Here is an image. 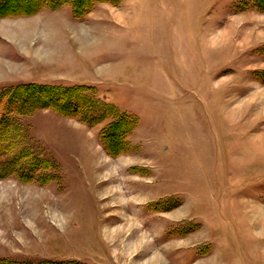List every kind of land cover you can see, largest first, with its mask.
Returning <instances> with one entry per match:
<instances>
[{"label":"rangeland","instance_id":"obj_1","mask_svg":"<svg viewBox=\"0 0 264 264\" xmlns=\"http://www.w3.org/2000/svg\"><path fill=\"white\" fill-rule=\"evenodd\" d=\"M41 1L0 8V264H264V0Z\"/></svg>","mask_w":264,"mask_h":264},{"label":"trees","instance_id":"obj_2","mask_svg":"<svg viewBox=\"0 0 264 264\" xmlns=\"http://www.w3.org/2000/svg\"><path fill=\"white\" fill-rule=\"evenodd\" d=\"M12 1H15V0H0V8L1 7H6V8H8V6H11V5H13L12 4ZM44 2H46V0H42L41 1V3H44ZM38 5H40V2H39V4ZM54 91H58V90H52L51 92H53V93H55ZM71 92V93H73V90H63L61 93H60V95L61 96H63V98L64 99H66V104H67V106L68 107H74V105H77V101L78 102H83V100H81V99H79V98H75V99H73V94H71V93H66V92ZM15 94L13 97H12V99L14 98L15 99V97H17V95H16V93H17V90H7V91H1L0 92V97H3L4 95L9 99L11 96H12V94ZM7 94V95H6ZM10 94V95H9ZM55 97L56 96H54V98H51L50 100L51 101H54V100H56L55 99ZM4 100L5 98H1L0 99V101L1 100ZM74 104V105H73ZM16 104H13L11 101L10 102H7V103H2V102H0V112L1 111H6L7 113H9L8 111H9V107H15V109H16ZM30 106H31V104H30ZM30 106H25L24 108H21V109H25L26 107H28L27 109H29L30 108ZM49 107L50 109H52L53 111H56V112H58V110L60 109L61 111L62 110H64V109H61V108H63V107H58V106H53L51 103L50 104H41V108H43V107ZM36 107V106H35ZM69 111H73V108H70V110ZM0 120H1V114H0ZM3 120V119H2ZM89 121H92V119H90ZM119 123V121L115 124V125H112V128H113V130L115 129L114 127H116L117 128V124ZM0 125H1V123H0ZM8 131V133H10V130H7ZM6 131V132H7ZM105 134H106V130L105 129H103V131H102V133L100 134V137H102V139H103V141L105 140ZM23 151H27V149H25L24 148V150ZM23 152L21 151L20 153H19V155H21ZM20 157V156H19ZM1 264H8V263H6V262H4V263H1Z\"/></svg>","mask_w":264,"mask_h":264},{"label":"bare ground","instance_id":"obj_3","mask_svg":"<svg viewBox=\"0 0 264 264\" xmlns=\"http://www.w3.org/2000/svg\"><path fill=\"white\" fill-rule=\"evenodd\" d=\"M9 25V24H7ZM13 29H5L3 28V25H0V30L2 34L5 36L4 38H7L8 40H23L25 37V26L23 24H15L13 26ZM43 57V56H42ZM0 74H1V69H0ZM122 232V230H121ZM116 234V233H115ZM161 255L159 253L155 254L153 258L150 260V264H160L161 262Z\"/></svg>","mask_w":264,"mask_h":264}]
</instances>
